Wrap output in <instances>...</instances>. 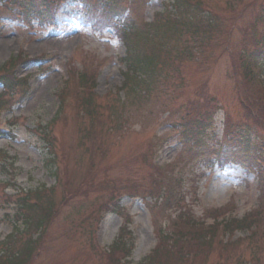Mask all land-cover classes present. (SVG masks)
I'll list each match as a JSON object with an SVG mask.
<instances>
[{"label":"rangeland","instance_id":"374dc122","mask_svg":"<svg viewBox=\"0 0 264 264\" xmlns=\"http://www.w3.org/2000/svg\"><path fill=\"white\" fill-rule=\"evenodd\" d=\"M84 1L92 4L91 0ZM204 1L215 12L212 17L215 20L213 28L216 25L220 26V30H216V34L210 36L213 42L210 46L215 50L212 55H215L217 54L215 42L222 43L225 29L231 23L229 18L231 14L228 12V7L225 8L230 0ZM232 1V8H239L253 0ZM120 2V11L124 7L129 8L128 13L125 10L121 15L129 18L135 25L142 20L150 22L155 14L164 10L166 4L164 0H146L144 3L140 0L141 5L134 8L130 5V0H120ZM6 5L0 7V65L16 58L19 54L30 59L46 58L44 56L49 55L53 60L46 72L39 71L36 65L32 64L16 69L18 77L32 76L29 89L31 93L34 89V94H28L29 101L25 105L15 106L13 113L5 117L8 119L20 117L23 120L20 119L19 124L12 128L15 140L7 137L0 139V151H4L8 157L4 168L8 170L7 174L0 171V195L4 193L11 199L10 204L0 203V240L13 230V217L18 214L19 209L12 204V201L21 190L31 193L36 190H47L45 196L49 194L54 197L55 209H57L56 205L63 196L60 187L66 189V185L72 183V191H77V180H79L77 176L84 175L91 168L92 171L87 177L88 187L95 190L91 191L88 198L78 197L61 209L55 224L51 227L52 232L47 233L50 244L55 245L46 250L49 256L44 262L42 260L46 258V254L42 260L38 258L34 264H99L89 248L92 230L95 231L96 224L94 218L88 216L86 205L95 197L104 203L113 187L119 194L127 193L125 191H128V185L146 192L145 194L131 192L130 196L139 199L123 198L120 202V206L134 217L130 229L134 231L138 240L132 256L127 261L128 264H139L156 242L153 217L149 210L150 204L157 202L162 195L159 191L155 192V195H159L158 198L154 199L155 196L148 195V187L155 185L151 179L157 180L158 187L162 183L164 198L168 196L167 182L179 185L184 194L182 202L186 204L188 213L196 219L205 216V210L219 207H225L222 210L225 213L224 217L240 219L247 213L252 214L251 232L255 234L254 239H248L250 234L247 231L234 232V239L244 237L246 241L234 249L231 257L239 256L246 259L244 264H251L248 257H253L257 263L264 264V236H261L264 228V119L248 116L236 102L233 82L228 78L232 73L230 55L225 54L219 60V65L213 67L209 73V79L212 81L209 83L212 87L211 94L219 101L217 100L215 110H212L215 111L214 124L204 130L203 137L182 138L178 131L169 130L166 125L160 124L167 117L161 105L164 107V105L176 104L172 99L179 94L181 98L178 103L186 99L182 87H178L175 91L178 80L176 75L171 73V76H167L170 82L160 83L145 104L127 106L128 108L122 113L120 105L115 103L113 98L97 99L96 107L99 111L108 114L110 109L116 107L121 116L119 115L118 120H112L105 129L108 135L102 133L94 143L82 140L83 143L80 144L76 129L85 126L65 122L66 109L62 110V123L55 124L47 130V135L55 137L53 142L56 153L53 155L58 156L56 165L47 168L48 164L45 163L47 150L39 141L36 131H40V127L47 125L60 112V96L66 89V80L72 73L71 68L86 71L88 75L96 72L94 89L99 96H104L121 86L124 67L119 59L124 56V46L114 38L111 30L103 33L93 32L72 18H68L58 28L22 23L20 19H11L17 15V12L7 9L12 7L9 3ZM259 6V2L256 6L251 4L243 18L233 23L234 44L229 48L230 50L234 48L240 50L244 42L246 45L252 43L249 37L253 34L249 28L254 18H257ZM245 29H249L247 33H250L246 39ZM5 42L9 47L6 51ZM187 46L189 47V44ZM81 51L94 56V60H91L86 68H82V61L88 56ZM257 51L255 49L250 54L254 53L253 55L256 56ZM257 58L259 65L256 64L254 67L259 71V81L264 82V66H260L264 64V46L260 47V55ZM181 73L185 82L193 85L200 78L199 73L205 74V71L185 69ZM72 83L76 85L78 82L74 79ZM259 86L264 91V85ZM246 96L249 101H255L260 97L254 88H251ZM249 120L252 122L248 123ZM227 138L231 142H236L235 149L230 154L228 165L220 170L216 165H212L211 160L218 157ZM97 142L100 145L99 149L93 148ZM148 142L149 146H146ZM146 152L147 160L144 156ZM156 153L158 159L155 157ZM161 155L164 160L163 168L158 162ZM10 166L11 170L8 169ZM55 166L58 170L59 182H56L52 175ZM155 166L163 169L160 170L159 176ZM105 177L109 181L106 182ZM54 184H59L58 188L49 191L48 189ZM122 220V217L115 214H106L103 217L97 231L101 246L108 248L111 245L124 225ZM206 223L210 224L211 221ZM17 224L21 223L17 222ZM63 229L65 232L61 235ZM41 256L42 254L39 255ZM209 263L219 264L215 254L211 255L207 264ZM229 263L236 264L234 260H230Z\"/></svg>","mask_w":264,"mask_h":264},{"label":"trees","instance_id":"16d2710c","mask_svg":"<svg viewBox=\"0 0 264 264\" xmlns=\"http://www.w3.org/2000/svg\"><path fill=\"white\" fill-rule=\"evenodd\" d=\"M32 2L33 0L29 2L30 7L25 10L27 14L36 12L35 7L31 6ZM258 2L260 6L256 13L257 18L255 17L254 22L252 21L255 33L252 40L256 41V46L259 44L260 33L257 31V27L264 25V0H253L239 8H232L231 3L233 1L230 0L225 8L228 7V12L231 14L229 17L231 23L225 29L222 43L215 42L217 46V54L215 55H212L215 50L210 46V43H213L210 36L216 34L220 30V26L216 25L213 28L215 20L212 17L215 12L207 6L204 0H172L168 9L157 14L151 23L114 27L116 36L121 40L125 49L124 56L119 60L124 66L122 91L126 96V103L120 104L121 113L128 108L127 106L145 104V101L150 98V94L158 89L160 83L170 82L167 76H171L173 73L178 80V86L174 88L175 91L178 87H182L185 90L184 94H188V96L182 103H178L181 98L179 94L172 99V102L175 101L176 104L164 105L163 111L168 113L169 119L172 121L171 128L177 126L183 132L198 134L203 128L204 122L210 119L204 105L213 103L212 94L207 88L210 81L208 75L225 54L231 57L232 73L231 76L228 75V78L233 82L235 100L248 113L250 108L245 107V102L238 94H243L244 100H246V93L254 86L252 75L254 60H247L244 52L230 50L228 46L232 40L233 23L243 18L251 4L256 6ZM11 4L22 8L23 0H12ZM105 8L106 6L102 5L100 9L105 11ZM185 69L197 72L205 71V74L199 73L201 75L197 82L189 85L181 76V71ZM202 77L204 78L201 79ZM0 81H2L3 86V93L0 95V105H2L5 103V96L9 97L10 93L13 92L14 86L9 75L2 77L0 75ZM81 83H84V88H88L85 79ZM187 90L191 91L188 92ZM254 90L260 97L251 104V107L261 109L260 116H262L264 114V93L261 88L258 89L255 86ZM191 94L193 95L192 98H190ZM75 96L77 113H72L70 121L74 122L75 125L85 126L76 129L80 144L83 143L82 140L94 143L104 132L108 135V131L105 129L108 128L112 120L120 118L119 109L114 107V109L109 110L110 113L105 114L98 110L96 97L91 93L87 91L76 92ZM116 103L118 104L117 101ZM161 108H163L162 105ZM173 108H177V110L174 111ZM54 124L55 120L53 119L46 127H40L38 133L48 149L49 157L46 159V163L49 165L54 164L49 154L55 153L56 146L53 142L54 139L48 138L47 130ZM119 124L118 122V126ZM94 147L99 149V143L97 142ZM0 167L3 169L2 166ZM91 171L90 168L84 175L80 176L79 174L77 176V179L79 178L77 184L83 186L86 195L89 184L87 177ZM128 189L131 192L136 190L134 186H130ZM71 191L70 183L67 192ZM45 192L46 190H38L16 196L13 203L19 211L13 220V231L3 240H0V264H34L38 258L42 260L46 245L50 244L48 238L41 244L42 237H45L50 230L49 227L53 223L56 213L54 197L49 194L48 197L45 196L48 191ZM7 200L9 199H5V202ZM62 202H64L63 196L56 206L61 205ZM251 215L246 214L240 220L232 219L225 222L223 230L231 234L234 231H247L250 233L248 239H254L255 234L251 232L253 226ZM88 216L92 217L90 214ZM84 217L87 216L84 215ZM17 222L21 224H17ZM187 224L190 225V231L187 232L176 225L170 233L159 230L157 246L140 264H207L213 253L212 247L214 248V240L217 239L218 226L215 225V227L208 229L201 225H196L195 228L190 222ZM125 226L126 224L118 232L117 238L104 256H100L93 241L90 240L89 248L93 251L99 264H120L121 260L130 256L132 236ZM35 234L39 236L37 239H33ZM236 247L238 246L236 245L234 248ZM40 253L42 254L41 257H39ZM37 254L38 256H36ZM248 258L253 264H259L253 257ZM45 260L44 258L42 261Z\"/></svg>","mask_w":264,"mask_h":264},{"label":"bare ground","instance_id":"6f19581e","mask_svg":"<svg viewBox=\"0 0 264 264\" xmlns=\"http://www.w3.org/2000/svg\"><path fill=\"white\" fill-rule=\"evenodd\" d=\"M4 47H5V51H6V50H9L8 44H7L6 42H5Z\"/></svg>","mask_w":264,"mask_h":264}]
</instances>
